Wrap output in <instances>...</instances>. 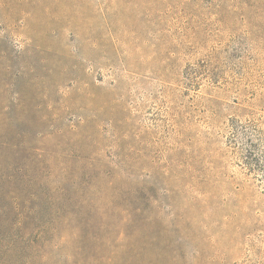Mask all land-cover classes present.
I'll return each mask as SVG.
<instances>
[{
  "label": "rangeland",
  "instance_id": "obj_1",
  "mask_svg": "<svg viewBox=\"0 0 264 264\" xmlns=\"http://www.w3.org/2000/svg\"><path fill=\"white\" fill-rule=\"evenodd\" d=\"M0 264H264V0H0Z\"/></svg>",
  "mask_w": 264,
  "mask_h": 264
}]
</instances>
